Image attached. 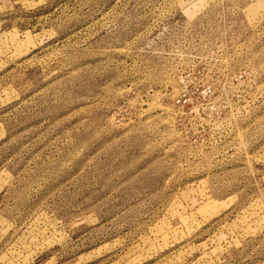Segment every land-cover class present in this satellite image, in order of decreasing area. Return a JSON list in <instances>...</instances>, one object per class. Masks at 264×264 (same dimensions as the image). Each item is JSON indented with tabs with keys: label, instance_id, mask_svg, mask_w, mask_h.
Segmentation results:
<instances>
[{
	"label": "rangeland",
	"instance_id": "rangeland-1",
	"mask_svg": "<svg viewBox=\"0 0 264 264\" xmlns=\"http://www.w3.org/2000/svg\"><path fill=\"white\" fill-rule=\"evenodd\" d=\"M0 264H264V0H0Z\"/></svg>",
	"mask_w": 264,
	"mask_h": 264
}]
</instances>
